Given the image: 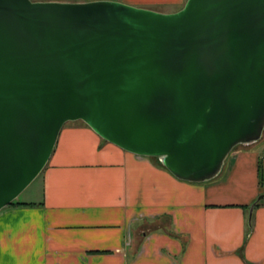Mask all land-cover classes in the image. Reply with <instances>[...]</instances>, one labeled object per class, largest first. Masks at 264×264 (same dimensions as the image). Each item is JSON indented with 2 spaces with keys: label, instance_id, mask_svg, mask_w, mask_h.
<instances>
[{
  "label": "water",
  "instance_id": "water-1",
  "mask_svg": "<svg viewBox=\"0 0 264 264\" xmlns=\"http://www.w3.org/2000/svg\"><path fill=\"white\" fill-rule=\"evenodd\" d=\"M76 121L178 180L214 179L264 130V0H186L169 14L0 0V210Z\"/></svg>",
  "mask_w": 264,
  "mask_h": 264
},
{
  "label": "crops",
  "instance_id": "crops-1",
  "mask_svg": "<svg viewBox=\"0 0 264 264\" xmlns=\"http://www.w3.org/2000/svg\"><path fill=\"white\" fill-rule=\"evenodd\" d=\"M123 2L169 14L186 0ZM254 149L190 183L80 121L65 124L39 195L0 210V264H264V154Z\"/></svg>",
  "mask_w": 264,
  "mask_h": 264
},
{
  "label": "rangeland",
  "instance_id": "rangeland-1",
  "mask_svg": "<svg viewBox=\"0 0 264 264\" xmlns=\"http://www.w3.org/2000/svg\"><path fill=\"white\" fill-rule=\"evenodd\" d=\"M32 2H56V3H87V2H95V1H112V2H119V3H123V4H126L123 2V0H30ZM126 5H129V6H133V7H137V8H141V7H138V6H135V5H132V4H126ZM145 9V8H144ZM153 9H158V10H164V11H168L170 10V8H160V7H155ZM174 9V8H173ZM153 11V10H152ZM179 11V10H178ZM68 123H71V122H68ZM66 123V124H68ZM254 147L255 146V152L257 154H264V130L262 132V135H261V138L255 142V143H251L249 145H239L237 147H235L233 151L239 149V148H242V147ZM231 152V153H232ZM230 153V154H231ZM229 154V155H230ZM229 155L228 157L226 158V160L224 161V169L226 168L227 164H228V161H229ZM221 178V177H220ZM40 177H37L27 188L26 190L20 194L18 196V198H20L21 200L27 198V197H35L36 195L38 196L39 195V192H40ZM21 196V197H20Z\"/></svg>",
  "mask_w": 264,
  "mask_h": 264
},
{
  "label": "trees",
  "instance_id": "trees-1",
  "mask_svg": "<svg viewBox=\"0 0 264 264\" xmlns=\"http://www.w3.org/2000/svg\"><path fill=\"white\" fill-rule=\"evenodd\" d=\"M81 122V121H80ZM83 123V122H82ZM86 125V124H85ZM87 126V125H86ZM161 165V164H160ZM162 166V165H161ZM163 167V166H162ZM258 179H259V184L262 183V175L261 172L259 170L258 172ZM16 205H26V204H21V203H17L16 201H13L9 206H16Z\"/></svg>",
  "mask_w": 264,
  "mask_h": 264
}]
</instances>
